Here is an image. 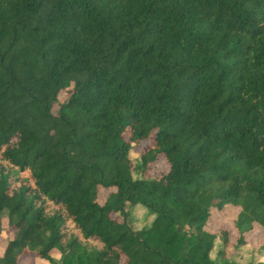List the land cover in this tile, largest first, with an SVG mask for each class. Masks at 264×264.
I'll return each instance as SVG.
<instances>
[{"label":"trees","instance_id":"trees-1","mask_svg":"<svg viewBox=\"0 0 264 264\" xmlns=\"http://www.w3.org/2000/svg\"><path fill=\"white\" fill-rule=\"evenodd\" d=\"M255 227L264 0H0V264H240Z\"/></svg>","mask_w":264,"mask_h":264},{"label":"rangeland","instance_id":"rangeland-1","mask_svg":"<svg viewBox=\"0 0 264 264\" xmlns=\"http://www.w3.org/2000/svg\"><path fill=\"white\" fill-rule=\"evenodd\" d=\"M63 99V96L60 97ZM56 109H54L55 111ZM145 147H137L130 153V158L136 163L139 157L147 151L151 146L152 142H147ZM168 171V165L163 157H159L155 163L151 164L148 168L145 176L150 179L159 178L161 175L165 174ZM137 175H134V177ZM112 192V190H104L100 189V199L103 202L107 195ZM238 214V209L229 208L224 211H211L210 219L207 223V231L211 233H217L221 230H226L229 232V239L232 243L236 240V233L233 230L232 222L236 218ZM132 224L135 228H141L144 224L150 222L149 219L146 218L145 212L141 209H136L132 215ZM4 238L7 237V233L3 234ZM247 241L250 242L255 248H258L263 240H264V232L255 227L254 230L247 234ZM220 243H217L216 249L212 254V258L215 257L218 249L221 248ZM227 250V258L232 261L239 262L240 264H258L264 262V250L255 251L251 249L249 246H243L239 249H233L232 247H226ZM20 264H47L45 262L40 261L34 255H29L21 259Z\"/></svg>","mask_w":264,"mask_h":264}]
</instances>
